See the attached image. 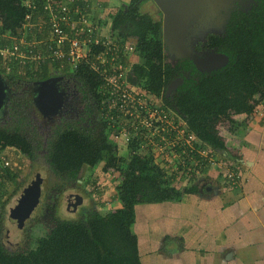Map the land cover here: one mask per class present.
<instances>
[{"label":"trees","instance_id":"obj_1","mask_svg":"<svg viewBox=\"0 0 264 264\" xmlns=\"http://www.w3.org/2000/svg\"><path fill=\"white\" fill-rule=\"evenodd\" d=\"M145 1L130 0L111 13L112 28H118L123 37L132 36L137 41L139 60L133 64L135 81L161 96L183 117L188 131L199 139L196 147L207 146L213 154L226 159L240 158L236 149L221 135L218 126L227 121L229 134L240 132L264 99V0H252L249 7L237 5L221 33L210 32L203 46L202 42L197 43L198 51L216 50L229 56L226 65L210 72L198 70L189 58L168 59L162 17L155 18L149 10H144ZM77 2L80 1L75 0L72 6ZM34 3L36 8L32 11L31 25L23 27L30 12L25 1L0 0V46L4 41L12 43L16 38L22 49H27L28 44L38 45L37 41L43 39L44 33L36 21L43 14L44 0H34ZM7 34L9 40L3 38ZM94 50L98 47L94 46ZM7 64L13 65L12 72H7ZM57 66L59 63L51 61L34 71L31 63L19 65L0 57V72L10 84L24 80L34 83L48 78L57 73ZM62 71L71 73L82 82L89 118L85 123L58 125L47 139L45 158L56 177L55 183L63 188L72 181L77 182L84 168L95 170L99 165L105 170L113 168L120 174L115 195L108 197L106 203L100 201L99 207L109 205L114 197L121 207L102 213L99 207L92 205L82 208L78 219L55 217L49 231L37 236L27 247L10 248L4 239L6 217L4 203L0 202V264H142L135 231L136 206L180 202L185 194L197 193L198 186L175 185L174 176H169L151 156L134 153L133 144L126 150L122 148L129 156L121 155L102 118L98 74L83 63ZM177 77H182L183 83L177 86L173 95L167 94L168 85ZM31 98L18 96L12 101L18 123L11 127L0 125V150L12 146L17 153L34 160L41 141L29 128ZM242 113L247 115L244 121L234 118ZM185 151L188 153L185 154L186 161L193 159L205 163L206 157L201 156L196 148L186 147ZM21 172L19 168L0 170V199L6 191V184L17 186L20 183ZM88 184L94 185L93 193L101 196L96 191V181Z\"/></svg>","mask_w":264,"mask_h":264},{"label":"built area","instance_id":"obj_2","mask_svg":"<svg viewBox=\"0 0 264 264\" xmlns=\"http://www.w3.org/2000/svg\"><path fill=\"white\" fill-rule=\"evenodd\" d=\"M24 1L30 12L23 27L31 25L32 11L36 8L34 0ZM74 1L44 0L43 14L36 21L44 33L43 39L37 41L38 45L28 44L27 49H22L16 38L12 43L4 41L0 46V57L19 65L31 63L34 71L40 70L43 63H59L56 74H64L62 70L65 68L74 69L80 63L86 64L99 76L102 118L119 151L133 144L134 153L151 156L169 176H174L175 185L184 187L195 182L207 167L224 169V178L231 188L242 180L238 164L233 165L228 158L213 154L207 146L196 147L199 139L188 131L183 117L161 96L135 81L132 70L133 64L139 60L137 41L132 36L123 37L118 28H112L111 13L115 9H104L94 17L78 3L72 6ZM104 13L107 21L100 18ZM9 37L7 34L3 38L9 40ZM94 46L98 50H94ZM12 68L13 65L7 64V72H12ZM186 147L196 148L201 156L206 157L205 163L190 158L186 161ZM7 149L12 146L0 150V170L21 169L23 161L17 158L19 161L15 162L5 152ZM18 154L22 156V153ZM101 196L102 202L104 197L107 202L109 194Z\"/></svg>","mask_w":264,"mask_h":264},{"label":"crops","instance_id":"obj_3","mask_svg":"<svg viewBox=\"0 0 264 264\" xmlns=\"http://www.w3.org/2000/svg\"><path fill=\"white\" fill-rule=\"evenodd\" d=\"M79 1L96 17L109 3L130 0ZM234 118L244 121L247 115ZM231 134L226 141L240 158L228 159L242 170V180L232 188L224 169L207 167L203 176L190 183L198 186L197 193L185 194L180 202L136 206L142 264H264V99L246 127ZM18 155L24 161L23 154ZM107 186L99 184L100 195L107 193ZM112 203L103 209L121 207L116 197Z\"/></svg>","mask_w":264,"mask_h":264},{"label":"water","instance_id":"obj_4","mask_svg":"<svg viewBox=\"0 0 264 264\" xmlns=\"http://www.w3.org/2000/svg\"><path fill=\"white\" fill-rule=\"evenodd\" d=\"M162 12L163 42L169 53L174 52L176 58H189L200 71H213L229 61V56L216 50L197 52L191 45V33L188 25L193 17L199 14H217L225 18V22L216 25L215 30L208 28V32L221 33L231 12L236 8L237 2L242 0H153ZM252 1V0H250ZM248 5V3L246 4ZM204 29V28H201ZM205 32V31H204ZM134 70L132 74L134 76ZM62 76H49L48 78L35 81L32 98L37 107L45 113L50 105L59 107L62 104L63 92L59 86ZM183 83L182 77L175 78L167 88L169 95H173L179 84ZM9 93V84L5 76L0 72V110L3 108L5 98ZM51 108V107H50ZM42 194L41 181L33 180L26 184L21 193L14 199V204L9 208L8 219L18 227H23L34 209L38 206ZM69 205L77 207L82 199L76 194L66 195ZM70 209V208H68Z\"/></svg>","mask_w":264,"mask_h":264},{"label":"rangeland","instance_id":"obj_5","mask_svg":"<svg viewBox=\"0 0 264 264\" xmlns=\"http://www.w3.org/2000/svg\"><path fill=\"white\" fill-rule=\"evenodd\" d=\"M112 3H109L107 5V10L111 9V10H116L118 8L119 5H111ZM237 5H241L240 2H237ZM142 8L144 10H149L154 16L155 18H159L162 17L163 15L161 14V10L160 8L157 6V4L153 1V0H146L143 5ZM98 15V14H97ZM101 19L103 18L106 19L107 21V16L105 15V13L102 15V17H100ZM105 21V22H106ZM103 22V21H101ZM225 22V18L222 17L221 15H215L213 13L211 14H199V16L197 17H193L192 20H190L189 25H188V32L191 33V45L192 43L195 44L196 42H202L200 43L202 46L203 44H205L207 35L210 34V32L206 31L208 28L211 27V29L215 30V26L222 24ZM204 28V29H201ZM205 31V32H204ZM212 32V31H211ZM196 43V45H197ZM193 46V45H192ZM194 48V46H193ZM195 49V48H194ZM196 51V50H195ZM167 52V57L169 60L173 59L176 57L175 53H169L168 50L166 49ZM236 116V115H235ZM234 116V117H235ZM86 120L82 121V123H85ZM219 129L221 132V135L226 139V140H231L232 134L230 132V134L228 133L229 131V124L227 123V121H222L219 124ZM36 137L39 138V140L41 141V146L39 148V151H37V155H36V163L32 164V161L28 158H26V156L23 154L24 156V162L22 163L23 165H21V169L22 172L20 173V177H19V184L16 186V184L14 183H9L6 184V191L2 197V199H0V202L4 203L3 206V211L5 213V217L6 220L3 222V229H4V236H5V242L6 244L10 247V248H21V247H27L31 241H34V239L37 236H41L44 235L46 232L49 231V229L52 227L53 225V220L54 218H59V219H68V220H72V219H78L81 216L80 210H69L66 207V199L64 196L59 195L57 197V199H54L53 201H56L57 203L55 205H53L52 202V198L51 196L45 197L44 198V203L45 205L42 206V208H39V210L36 212V214L33 216L32 219L26 220V224H24L23 227H18L17 225H15L14 223L10 222L8 219L9 216V207L13 206V201L14 199L19 195V193L21 192V190L24 188V186L30 181V180H41L43 181L44 186H48L49 184V176H52V172L50 169V166L48 164V162L46 161V148H47V140L44 142V139L46 137V135L40 134L39 132H36ZM49 138V136L47 137ZM45 143V145H44ZM15 162L19 161L17 159V155L15 152V149H7V151H5ZM119 153L121 155H125V156H129L128 153L125 152L124 149L120 150ZM19 156V155H18ZM23 158V157H21ZM111 169L113 168H109L107 170H105L101 165H99L96 169L95 172H97L96 174L99 176H97V180L99 182L100 185H102L103 187H106V192L113 194V191L115 190L116 192V184L119 181V173H115V171H112ZM87 168L83 169V173H82V177L80 180H83L86 182H84V185H81V187H78L79 185H76L77 187H69V189L66 190L67 194H76L79 198H81L83 200L84 203H86L87 206H91L92 204L94 205V200L93 198H97L98 201H103L102 196H98V194L93 193L92 190H94V185L92 184H87V177H91V173L92 170H87ZM115 170V169H114ZM56 177L54 178L55 181ZM57 180H59L57 178ZM60 182V181H59ZM74 181H72L71 183H73ZM78 183L82 184V181H79ZM87 184V185H85ZM191 185L190 183H187L186 186ZM179 186V185H178ZM47 190V188H46ZM49 188H48V192H49ZM69 192V193H68ZM92 192V195H90V193ZM93 197V198H92ZM106 202V197H104ZM96 200V199H95ZM113 202V199H112ZM112 202H110L111 204H113ZM109 203V205H110ZM114 205V204H113ZM95 206V205H94ZM98 207V205H97ZM101 212L105 213L106 210H116V207H111L109 209H103V207L101 206ZM2 209L1 204H0V210ZM59 209V211H58Z\"/></svg>","mask_w":264,"mask_h":264},{"label":"flooded vegetation","instance_id":"obj_6","mask_svg":"<svg viewBox=\"0 0 264 264\" xmlns=\"http://www.w3.org/2000/svg\"><path fill=\"white\" fill-rule=\"evenodd\" d=\"M250 2H251L250 0H242L240 3L243 7H249ZM247 3H248V5H246ZM196 43L195 44L192 43V45L194 46V48L197 52L203 53V52L209 51L208 49H202V50L198 51L196 49ZM171 60L176 61L178 59L175 57ZM51 76H62V79L59 81V86L62 89V92L64 93L62 104L58 108L54 107V109H53V105H50L49 108H46L45 113H43L37 107L34 100L31 98L32 121H31V125H29V128L32 131L39 132L40 134L44 133V135H46L44 142L48 139L47 137L50 136L51 133H53L54 128L57 127L58 125L66 124L67 122H71V123L82 122L84 120H88V118H89L88 117V109H87V101L84 97V88H83L82 82L77 80L71 73L52 74ZM5 78L7 79L6 76H5ZM7 82L9 84V93H8L7 97L5 98V103H4L3 108L0 110V125L11 127V126H15L18 123V117L13 114V110L11 107L12 101L18 96H21V97L22 96H24V97L31 96L32 97L34 84H33V81H30V80L19 81L16 84H10L8 80H7ZM167 94H168V92H167ZM26 123H28V122H26ZM45 143H44V145H45ZM46 153H47V150H46ZM31 161H32V164L36 163V162H34V161H36V158L34 160H31ZM87 170H89V169H87ZM96 173L97 172H95V170H92L91 177H87V179H86L87 184L89 181L99 182L96 178L98 176ZM81 177H80V179H81ZM54 178H55V175L49 176V184L47 187L44 186L43 181L40 180L41 186H42V194H41L40 202H39L38 206L32 212V215L29 219H31L36 214V212L39 210V208H42V206L45 205L44 198L48 197V196H51V198H52L51 203L53 205H55L57 203L56 201H53L54 199H57V197L59 195L64 196L66 199V207H67V209L70 208L69 210H77V211L80 210V213H81L82 208H89V206H87L86 203L83 202V200L81 201L80 204L77 205L76 208L73 207V205L70 206L68 199L66 198V195H68L66 193V190L69 189V187H77L76 185H79L78 187H81V185H84L83 184L85 182L84 179L83 180L79 179L77 182H73L70 185H65V186H63V188H59L58 185L55 183L56 180L54 181ZM34 180H36V179H34ZM31 181H33V179L30 180L28 183H30ZM79 181H82V184L78 183ZM87 184H85V185H87ZM95 186H97L96 191H98L99 183H96ZM46 188H47V190H46ZM48 188L50 190L49 192H48ZM95 194H98V193H95ZM90 195H92V192L90 193ZM93 200L95 203L94 205L96 207L98 205V207H99L100 202L98 201V199L93 198ZM13 204H14V201H13ZM101 209L102 208H100V210ZM58 211H59V209H58Z\"/></svg>","mask_w":264,"mask_h":264}]
</instances>
